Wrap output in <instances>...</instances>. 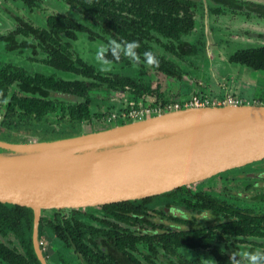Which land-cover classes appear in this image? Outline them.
<instances>
[{"label":"flooded vegetation","instance_id":"af4514ba","mask_svg":"<svg viewBox=\"0 0 264 264\" xmlns=\"http://www.w3.org/2000/svg\"><path fill=\"white\" fill-rule=\"evenodd\" d=\"M3 1L0 0V10L2 9L0 18L5 20V24L0 21V80L3 75L9 76L11 79L3 87H0V93H3L0 95V140L11 143L49 141L77 135L85 130H103L108 125L120 124L129 119L120 116L121 111L117 113L110 111L108 96L112 93L122 92L130 98L132 90L129 87L126 88L128 92L112 90L106 85L89 92L92 119L73 122L71 109L78 104L88 103L87 96L77 94L73 90L55 92V89L62 85V82L80 81L88 84L89 80L83 74L75 71H56L57 68L52 64L54 53L49 51L47 45L40 39L42 34L36 36L34 33L52 29L53 27L49 23L52 16L65 15L76 19L73 15L62 12L45 14L43 0H12L16 2L19 9L24 11L25 15L9 8L6 4L4 7ZM64 1L78 15L88 18L68 0ZM241 1L264 6V0ZM204 3L206 5H203V8L210 11L211 15H216L212 13L213 4L210 0H204ZM224 15L241 16L245 21H255V19L264 21V17L248 18L241 13L235 15L227 12ZM79 23L88 26L84 22L79 21ZM29 27L32 28L33 33L29 32ZM27 28L29 31L26 33ZM84 34L89 37L86 32H78L76 38H70L62 33L61 43L63 45L70 43V46H67L66 51L61 50L60 52L69 53L76 62V66H79L77 59H81L101 72L100 67L90 63L83 52L78 49L81 46L79 41ZM258 35L262 37L264 34ZM11 36L13 38H10ZM112 65L117 64L112 63ZM101 73L107 77L121 75L112 69L110 72ZM40 76L53 79L58 83L56 86L43 85L42 92L26 89L25 81L36 83V77ZM60 93L74 94L84 100L79 101L78 99V101L72 102L61 99ZM147 97L149 96H143V100L138 102L143 101L145 105L154 104V102L146 100ZM19 99L50 101L53 106L51 111L40 120L36 118V114L23 116L21 113L26 109L20 106ZM5 100L7 103L4 102ZM138 102L131 101L127 109L131 107L132 103L137 104ZM103 111L109 114L115 113L117 117L109 122L107 120L109 114L99 115ZM217 176L222 179L223 183L222 188H219L218 191L213 188L197 190L190 188L193 184H205L206 180ZM241 190L244 192V198L239 196ZM262 195H264V158L231 168L205 180L145 198L76 208L44 209L38 226L39 245L48 264H175V255L179 251L186 250L194 251V253L199 250L208 251L205 256L202 255L203 252H200L203 257L191 254L185 264H205V260H209V264H213V261L214 264H219L214 252L218 247L219 250L229 255L237 251L230 249L232 245H248L250 251L261 249V252H264V236L253 234L252 236L228 239L225 233L219 234L218 227L224 221L234 217L226 210L220 214L215 213L219 204H212L209 199H214L225 207L253 211L259 216L264 213ZM180 202L186 206L185 214L179 211ZM205 203L210 206H206ZM32 213V220L26 219L23 224L25 238L23 239L20 234L19 237L15 235L18 238L19 246L11 245L18 247L19 252L23 254L26 252V239H29L35 256L38 258L33 243V210ZM227 216L229 217L227 218ZM185 226L191 231L202 228L209 230L213 227V231L209 233L206 230L205 235L201 234L200 242L192 234H188V243L198 242L199 246L175 249V232L179 235ZM38 261L39 264H42L39 258ZM242 264H247V261L242 260Z\"/></svg>","mask_w":264,"mask_h":264},{"label":"water","instance_id":"95a60500","mask_svg":"<svg viewBox=\"0 0 264 264\" xmlns=\"http://www.w3.org/2000/svg\"><path fill=\"white\" fill-rule=\"evenodd\" d=\"M61 99L82 101L74 94ZM264 158V104L185 107L30 143L0 140V202L34 212L140 199Z\"/></svg>","mask_w":264,"mask_h":264},{"label":"trees","instance_id":"16d2710c","mask_svg":"<svg viewBox=\"0 0 264 264\" xmlns=\"http://www.w3.org/2000/svg\"><path fill=\"white\" fill-rule=\"evenodd\" d=\"M74 7L86 15L88 19L94 24L96 28H100L101 33L93 30L90 26L79 23V21L71 19L65 15L52 16L49 20L52 28L49 31L35 32L42 34L40 39L47 45V49L54 53L52 64L56 71H75L83 74L88 78L89 83L80 81L76 82H62V85L56 87L58 90L72 91L87 96L88 103H81L73 107L70 111L71 120H91L92 111L90 108L89 92L93 89L102 86H109L112 90L127 91L129 87L130 98L129 101L138 102L143 99V96L155 98L154 104L171 103V100L163 86V83H158L156 87L151 82H146L145 78L121 76L107 77L101 72L97 71L93 65H90L81 59H77L79 66L71 58L66 51L70 43L63 45L61 34L65 33L70 38H76L78 32H86L89 34L90 40H138L141 47L137 50L141 54V62L136 64L140 68V76H144L152 71L161 73L163 76L174 77L177 79H184L183 72L178 69L173 62H171L163 54L157 52L156 47L163 51L175 55L179 58L197 55L202 52L203 44L201 39L194 40L192 37L194 29L197 26L196 10L200 7V0H68ZM213 4L212 13L216 15H224L227 12L233 14H244L248 18L264 17V6L253 3L244 2L241 0H210ZM30 28V31H29ZM25 30L27 33L32 32L29 27ZM66 31V32H63ZM264 36V35H262ZM109 37V38H108ZM186 37H188L186 39ZM10 38H13L11 36ZM109 41V40H107ZM53 42V43H51ZM25 44V43H24ZM26 45V44H25ZM153 51L160 61L159 68L147 67L143 63L142 53L145 51ZM109 59H111L109 55ZM118 65H133L127 57H121L119 62L113 61ZM228 63L247 67L251 70L264 73V45L256 47L238 48L234 51L228 59ZM10 77L3 75L0 80V87H3ZM24 80V79H23ZM26 80V79H25ZM36 83H29L25 81L26 89L40 90L45 86H56L53 79L45 77H36ZM128 92V91H127ZM43 93H45L43 91ZM20 106L23 110V116L26 114H36L37 119H42L50 109H52V102L40 101L38 99H19ZM109 113L102 112L99 115H107ZM97 116V115H96ZM264 198V195L261 196ZM212 204H219L215 213L224 212L225 210L234 218L224 221L218 228V233H225L230 237L238 236H252L258 234L264 236V213L255 214L253 211H244L230 206H222L218 201L209 199ZM206 206H210L205 203ZM229 216H227L228 218ZM33 213L30 208L10 205L0 202V264H39L38 258L35 256L32 248V243L26 239V252H19V248L12 246L6 238L10 234L25 238L23 231V224L26 219L31 221ZM182 228L179 235L175 232V249L180 247H195L199 243H188V234H192L197 241L200 242L201 234L205 235L208 228L200 230H190ZM213 231V227L209 230ZM24 234V235H23ZM244 239V238H243ZM243 241V240H242ZM201 245V244H200ZM125 246V245H124ZM215 252L216 259L219 264H228L230 255L219 250Z\"/></svg>","mask_w":264,"mask_h":264},{"label":"rangeland","instance_id":"374dc122","mask_svg":"<svg viewBox=\"0 0 264 264\" xmlns=\"http://www.w3.org/2000/svg\"><path fill=\"white\" fill-rule=\"evenodd\" d=\"M200 2L201 5L196 10L197 26L192 37L198 41L201 39L203 44L202 52L197 55L179 58L156 47L157 52L167 57L183 72L184 79L163 76L159 72L152 71V69L148 74L140 76V68L136 64L130 66L112 65V70L123 76L145 78L146 82H151L154 87L158 83H163L167 96L175 103H186L195 95L200 97L208 96L216 105L223 104L227 96H232L239 100L241 104L264 103V99H262L264 97V73L228 63V57L236 49L264 45V36L260 37L258 35L260 33L264 34V21L257 19L255 21H245L241 16L233 15H223L221 17L211 15L210 11L203 8V5H206L204 0H200ZM3 3L4 7L6 4L9 8L25 15L16 2L4 0ZM43 4L45 14L62 12L73 15L76 20L86 23L93 30L101 33L100 28H96L88 18L78 15L64 0H43ZM0 11L2 12V9ZM0 21L5 24V20L2 18H0ZM107 40L110 41L111 39ZM107 40L98 39L97 41H91L88 35L84 34L79 41L81 46L78 49L83 52L90 63L101 67L95 60V55L99 47L107 45ZM99 95L102 96V94ZM108 98L110 100L109 109L112 112L123 111L130 104L126 93H112ZM146 100L156 101L153 97H147ZM137 104L141 107L145 106L143 101ZM219 176L206 180L205 184H193L190 188L194 190L213 188L218 191L223 184ZM240 193V198H244V192L241 190ZM178 208L180 212L186 213V206L183 202H180ZM6 240L13 245L19 246L18 238L13 234L8 235ZM230 249H236V252H244L250 251V246L232 245ZM256 250L261 251V249ZM207 251L199 250L197 253L191 250L179 251L175 255V264H185L191 254L205 256ZM200 252H203V254Z\"/></svg>","mask_w":264,"mask_h":264},{"label":"clouds","instance_id":"9594fccd","mask_svg":"<svg viewBox=\"0 0 264 264\" xmlns=\"http://www.w3.org/2000/svg\"><path fill=\"white\" fill-rule=\"evenodd\" d=\"M140 47L141 44L138 40L128 41L114 38L108 41L106 46L97 49L95 60L101 65V72H110L113 61L119 62L122 56L127 57L134 64H139L141 54L137 50ZM109 55L111 59H109ZM142 57L143 63L147 67L159 68L160 61L153 51L143 52ZM0 95H3V93H0ZM4 102L7 103V100ZM242 260H246L247 264H264V252L260 250L235 252L230 255L228 264H242ZM205 264H209V260H205Z\"/></svg>","mask_w":264,"mask_h":264},{"label":"built area","instance_id":"2783aa9c","mask_svg":"<svg viewBox=\"0 0 264 264\" xmlns=\"http://www.w3.org/2000/svg\"><path fill=\"white\" fill-rule=\"evenodd\" d=\"M223 104H241L239 100L233 98L232 96H227L223 102ZM219 104V105H223ZM208 105H216L215 102L212 101L208 96L200 97V96H193L190 98V100L186 103L181 102H171V103H158V104H152V105H145V106H139V104L132 103L131 107L129 109H124L121 111L120 116L134 119V118H141L148 115H155L160 112H164L167 110H175V109H181L185 107H202V106H208ZM117 117V114H109L107 117V120L111 122Z\"/></svg>","mask_w":264,"mask_h":264},{"label":"crops","instance_id":"0c3cea01","mask_svg":"<svg viewBox=\"0 0 264 264\" xmlns=\"http://www.w3.org/2000/svg\"><path fill=\"white\" fill-rule=\"evenodd\" d=\"M259 87H260V86H259ZM259 87H258V88H259ZM258 90H259V89H258Z\"/></svg>","mask_w":264,"mask_h":264}]
</instances>
